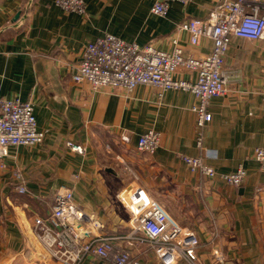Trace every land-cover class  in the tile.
Returning a JSON list of instances; mask_svg holds the SVG:
<instances>
[{"label":"crops","instance_id":"1","mask_svg":"<svg viewBox=\"0 0 264 264\" xmlns=\"http://www.w3.org/2000/svg\"><path fill=\"white\" fill-rule=\"evenodd\" d=\"M220 0L171 3L165 16L151 13L154 0H83L86 16L67 13L55 0H0V98L33 105L41 145L10 148L0 169V264H59L36 240L34 219L50 213L60 188L93 235L128 251L138 264H159L153 252L128 239L127 195L140 188L183 229L196 234L198 264H264V173L253 151L264 147V40L233 38L224 69L240 80L210 101L212 121L203 148L195 145L193 95L138 86L93 91L72 77L84 47L105 34L139 47L170 51L177 40L186 55L205 57L212 43L196 46L177 30L207 19ZM175 77L189 79L179 70ZM147 130L160 134L154 155L137 150ZM67 142L86 148L69 152ZM181 156H203L217 174L242 167L240 187L192 174ZM19 171L27 193L15 190ZM124 200V203L120 201ZM81 264H100L86 258ZM185 264V263H182Z\"/></svg>","mask_w":264,"mask_h":264},{"label":"built area","instance_id":"2","mask_svg":"<svg viewBox=\"0 0 264 264\" xmlns=\"http://www.w3.org/2000/svg\"><path fill=\"white\" fill-rule=\"evenodd\" d=\"M191 0H154L151 13L163 17L171 3L187 5ZM55 5L67 13L86 16L83 0H55ZM178 31L189 36L192 46L203 38L212 43L209 55H186L177 40H172L170 51L151 45L139 47L111 35L89 42L83 49L81 62L72 79L84 82L93 91L119 89L131 93L138 86L156 89L159 99L169 91H180L194 96L196 103L190 108L195 116V145L203 148L205 130L212 121L208 110L210 101L222 96L227 87L239 82L236 69H224V59L233 38L246 41L264 40V0H220L207 19L182 22ZM183 70L189 79L175 74ZM45 132L37 127L33 105L18 99L0 98V169L10 148L34 147L43 143ZM69 152L84 155L86 148L67 142ZM160 146V134L147 130L137 141V150L152 156ZM253 159L264 173V147L253 151ZM192 174L208 180L219 179L231 187H240L246 177L241 166L230 174H217L203 156H181ZM18 194H26L24 178L13 172ZM124 203L123 199H120ZM125 208L130 214L131 233L128 239L154 253L159 264H198L199 241L194 232L181 228L144 190L136 188L127 195ZM36 240L49 257L59 264H81L90 257L100 264H138L128 251L115 250L109 239L93 235L86 227L82 215L73 202L70 189L60 188L50 213L34 219Z\"/></svg>","mask_w":264,"mask_h":264}]
</instances>
